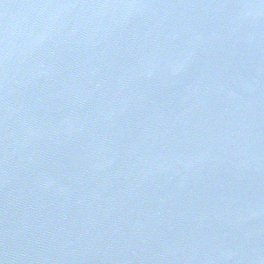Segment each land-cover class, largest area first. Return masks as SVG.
<instances>
[{
  "label": "water",
  "instance_id": "water-1",
  "mask_svg": "<svg viewBox=\"0 0 264 264\" xmlns=\"http://www.w3.org/2000/svg\"><path fill=\"white\" fill-rule=\"evenodd\" d=\"M0 264H264V0H0Z\"/></svg>",
  "mask_w": 264,
  "mask_h": 264
}]
</instances>
